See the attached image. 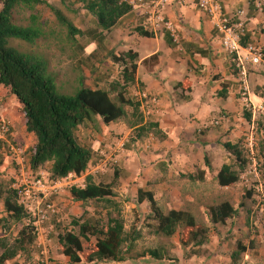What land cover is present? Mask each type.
Returning a JSON list of instances; mask_svg holds the SVG:
<instances>
[{
    "label": "trees",
    "instance_id": "trees-1",
    "mask_svg": "<svg viewBox=\"0 0 264 264\" xmlns=\"http://www.w3.org/2000/svg\"><path fill=\"white\" fill-rule=\"evenodd\" d=\"M66 9L71 10L78 4L88 13L99 31H109L116 26L120 18L131 11V6L123 0H58ZM43 5L53 15L56 26L62 33L55 39L59 42L74 43V37L81 32L59 8L43 0H0V85L20 105L24 130L34 136V143L27 149V161L30 170L48 164V178L57 180L68 175H82L93 154L89 147L80 145L75 138L77 126L92 124L98 118L102 125L126 120L133 127L132 138L139 139L147 132L162 138L156 124L142 120L139 102L126 93L125 88L134 81L137 55L131 50L117 55L109 53L110 59L120 66L118 78L105 84L104 88H90L77 78L76 87L71 93L58 91L48 61L41 54L24 51L13 42L34 45L53 35L45 30L44 23L38 15L31 13L35 6ZM19 10L30 13L19 21ZM140 37L150 38L152 34L141 27H134ZM94 37V33L91 36ZM98 37V36H97ZM94 39H100L94 37ZM168 42V41H167ZM154 59L155 56H151ZM220 90V95L222 94ZM128 111H126V109ZM246 123L250 115L243 113ZM221 148L232 158V164H223L215 172L214 178L219 187H226L238 181L246 160L243 147L237 143L223 142ZM261 152V151H260ZM264 154V153H263ZM1 164V158H0ZM204 164L208 163L204 158ZM209 169V167H208ZM113 181L108 184L94 183L91 176L83 178V186H70L68 194L74 202L102 203L103 212L97 217L85 220L72 219V230H64L57 235V251L68 264H101L123 262L139 258L153 261L164 259L161 248H145L134 251V242L139 237L133 229L126 231L118 203L114 200ZM250 198L249 192L240 194V202L233 208L227 201L205 207L204 213L210 226L223 225L232 219L243 207V201ZM146 202L151 218V234L160 238H170L179 229H186L187 239L183 243L191 247L201 246L206 241L207 228L199 227L193 215L183 209H169L162 212L153 200L152 194L137 190L135 203ZM0 202L3 216L0 217V264L12 261L19 254H26L34 240L32 229L24 223L25 211L17 203L15 191L10 184L0 182ZM11 224H18L15 235L7 238ZM251 248V243H250ZM246 251L240 242L235 243V250L228 258L235 263L238 256Z\"/></svg>",
    "mask_w": 264,
    "mask_h": 264
},
{
    "label": "crops",
    "instance_id": "crops-1",
    "mask_svg": "<svg viewBox=\"0 0 264 264\" xmlns=\"http://www.w3.org/2000/svg\"><path fill=\"white\" fill-rule=\"evenodd\" d=\"M222 8L226 17L241 27L242 44L264 47V0H223ZM150 11L151 7L146 4L136 5L109 31L123 41L119 53L131 50L137 55L134 81L128 85V96L139 102L143 122L155 123L162 138L147 132L130 142L133 127H129L124 119L102 125L96 118V124L79 125L74 133L77 142L93 152L82 175L91 176L94 183H100L95 179L102 173L114 177L122 183L120 192L123 197L146 213V202L135 203L137 190L150 192L157 206L162 201L176 205L167 210H178L188 204L199 205L209 186L236 190L240 197L239 178L235 184L226 187H219L215 181L217 169L229 164L230 160L232 164V158L221 148V143H234L238 136H243V143L248 133L258 129L260 123H246L243 119V113H249L242 109L237 95L238 75L229 55L219 44V33L208 17L194 7L193 0H173L161 9V15L176 33L177 43H173L169 32L163 29L147 30L152 37H140L133 29L141 27ZM153 55L155 58L151 59ZM120 68L118 66V73ZM247 83L250 101L255 104L264 102V65L248 68ZM141 94L154 97L155 104L141 102ZM260 115L263 113L257 117ZM8 122L16 134L15 121ZM211 122L216 124L211 125ZM21 129H24L23 119ZM12 132L9 134L11 138ZM110 149H115L116 164L103 170L99 167L95 175L89 174L94 169L97 154ZM254 150L256 158H264L263 153ZM0 168L4 170L3 165ZM41 173L48 178V173ZM12 174L13 169L8 168L4 176ZM71 177L75 178L68 175V178L60 179L56 192L69 199L67 184ZM0 212L1 217L4 215L1 202ZM44 228L47 229V225ZM53 233L54 238L51 237ZM57 235L56 229L47 234L50 247L47 257L55 251L63 259L62 264H68L57 251ZM34 253L36 258V250Z\"/></svg>",
    "mask_w": 264,
    "mask_h": 264
},
{
    "label": "rangeland",
    "instance_id": "rangeland-1",
    "mask_svg": "<svg viewBox=\"0 0 264 264\" xmlns=\"http://www.w3.org/2000/svg\"><path fill=\"white\" fill-rule=\"evenodd\" d=\"M53 7L59 8L62 13L72 22V25L77 28L81 34L74 37V43L59 42L55 39L57 33H62L57 28L53 15L43 5L35 6L31 13L39 16L44 23L45 30H51L53 35L45 40H40L34 45L13 42L14 46H19L21 50L31 51L41 54L48 61L49 69L53 73L58 91L62 93H71L76 87V80L82 77L83 83L90 88H104L105 84L115 80L118 75V64L113 62L109 53L119 54L120 44L122 40L114 37L111 31L101 32L95 28L92 17L80 8L78 4L74 5L71 10L64 8L58 0H43ZM29 11L19 10L16 17L22 21L27 17ZM94 37L92 38V34ZM98 36V37H97ZM129 87L125 88L126 93H129ZM128 111V109H127ZM9 120L15 121L18 132L14 134L9 126ZM258 121L260 127L252 130L254 148L258 153H264V115L254 118V123ZM0 122L5 123L9 128L10 135L6 138L9 144L20 152L21 166L24 171L30 172L27 161V149L34 143V136L25 132L22 127V114L20 105L15 98L9 93L8 89L0 85ZM14 124V125H15ZM96 124V122H95ZM122 134H119V136ZM118 136V135H116ZM127 137V136H126ZM236 142L242 147L243 136H238ZM261 151V152H260ZM259 154V155H260ZM243 156L244 150H243ZM0 158L4 170L0 168V182L10 184L13 181L11 176L5 175V170L12 168L14 174L18 166L12 161L7 154L5 143L0 142ZM261 172L260 180L264 183V158L261 156ZM231 164L230 162H228ZM48 164L40 166L32 174L37 172L48 173ZM115 173H117L115 171ZM103 174V173H102ZM96 177L95 181L102 184H108L113 181V191L115 194L114 200L118 203L120 216L123 220L124 229L128 231L133 229L138 233L139 237L134 242V251L139 252L145 248H161L164 253V259L161 261H153L148 258H139L134 260H126L123 262H107L101 264H264V208H259L255 205L251 196L243 201V207L240 212L229 220H226L223 225L210 226L207 217L204 213L205 207L216 205L222 201H228L233 208H236L240 202L239 194L236 190H222L221 188H206L205 195L201 196L199 205L188 204L183 205L181 209L190 211L194 216L196 225L207 228L206 241L198 247L185 246L183 243L187 239L186 229H178L170 238H160L151 234L150 225L153 221L149 218L146 211L136 207L132 201H128L120 192L122 183L112 176L102 175ZM95 175V174H93ZM83 175L71 177L69 184L79 185L83 182ZM74 181V182H71ZM62 190V189H61ZM245 192V191H242ZM120 194L121 196H118ZM250 195V193H249ZM57 197V199H55ZM49 202L54 205L60 212V220L58 223L52 221L57 232L70 226L72 219L85 220L89 217H97L103 212V204L92 201L74 202L65 194L56 193L49 198ZM158 207L162 212L168 208L176 207L171 203L160 202ZM1 214V212H0ZM18 224H11L6 235L11 239L18 230ZM58 232V233H59ZM52 238L55 237L53 233ZM240 242L246 247V251L238 256L235 263H231L228 255L235 250V243ZM251 243V248H250ZM34 248L30 247L28 252L17 255L12 261L5 264H37ZM53 262V263H49ZM64 261L54 251L49 255L48 264H62Z\"/></svg>",
    "mask_w": 264,
    "mask_h": 264
},
{
    "label": "built area",
    "instance_id": "built-area-1",
    "mask_svg": "<svg viewBox=\"0 0 264 264\" xmlns=\"http://www.w3.org/2000/svg\"><path fill=\"white\" fill-rule=\"evenodd\" d=\"M123 1L127 2L131 8L143 4L150 6L151 11L147 13L148 18L143 22L141 28L145 31L166 30L169 32L172 42L177 43L176 33L161 15V9L173 0ZM222 2L223 0H193L194 7L208 17L219 33V44L229 55L230 62L238 75L237 95L241 100L242 109L249 113L250 121L254 122V118L258 114L263 113L264 115V102L259 101L255 104L250 101L247 75L249 67L264 65V47L252 43H241L243 31L239 25H234L226 17L223 12ZM140 97L141 102H146L147 105H154L156 102L154 97H148L143 94ZM215 124V122H211V125ZM8 136V126L0 122V142L6 144L8 157L18 166L10 187L15 191L17 203L25 211L24 223L32 229V234L34 235L32 246L36 250L37 262L38 264H46L48 263L47 254L50 249L47 234L58 227L52 221L58 223L61 219L54 205L49 202V198L56 194L60 179L51 180L46 178L41 172L32 174L30 170L29 173L24 171V167L21 166L20 152L9 144V141L6 140ZM124 142L120 144V148ZM242 147L245 154L244 159L246 160L245 167L239 175L242 191H248L255 205L262 209L264 208V183L260 180L262 161L256 158L252 133H248L244 138ZM97 155L94 159V169L89 174H95L99 167L103 170L116 164L115 149L100 152ZM66 177L68 178V176ZM67 185L69 187L83 186L74 185V183H68ZM44 225H47V229L44 228ZM64 230H68V228L65 227L58 232L61 233Z\"/></svg>",
    "mask_w": 264,
    "mask_h": 264
}]
</instances>
